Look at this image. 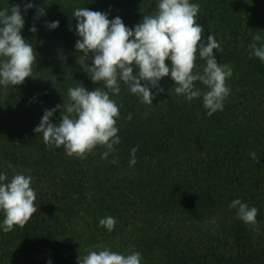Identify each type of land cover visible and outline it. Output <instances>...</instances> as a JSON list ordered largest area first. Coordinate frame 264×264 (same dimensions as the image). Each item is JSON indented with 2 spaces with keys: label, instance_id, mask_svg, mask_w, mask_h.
<instances>
[{
  "label": "trees",
  "instance_id": "16d2710c",
  "mask_svg": "<svg viewBox=\"0 0 264 264\" xmlns=\"http://www.w3.org/2000/svg\"><path fill=\"white\" fill-rule=\"evenodd\" d=\"M110 1L70 0L52 9L44 22L60 24L54 30L45 26L44 37L30 31L34 23L29 11L36 8L24 15L22 35L36 49L39 64L32 74L38 82L12 86L5 108L0 102V172L9 180L16 173L32 177L37 211L23 226L0 230V264H77L79 255L105 247L125 255L140 251L142 264H264V119L255 115L248 123L218 121L232 129L222 134L196 131L202 120L196 111L200 97L189 101L176 94L175 82L166 76L160 81L164 91L151 104L143 103L124 82L119 94H110L120 106V143L106 158L102 145L83 156H69L63 146L48 147L34 132L45 109L60 104L52 122L62 118L69 87L105 88L87 73L91 58L86 64L75 49L79 37L73 12L79 7L106 11L110 19L120 16L133 26L138 6L147 0ZM205 4L196 17L204 26L203 40L216 20L226 18L231 25L235 11L242 10L238 0ZM252 65L264 79V61L253 56ZM258 99L263 107L264 95ZM145 110L150 113L143 115ZM133 147H138L137 162L130 165ZM120 168L136 175L111 177V170ZM236 198L258 208L256 224L244 223L236 209H229ZM108 216L116 221L112 231L99 223ZM166 219L182 223L163 228Z\"/></svg>",
  "mask_w": 264,
  "mask_h": 264
},
{
  "label": "clouds",
  "instance_id": "9594fccd",
  "mask_svg": "<svg viewBox=\"0 0 264 264\" xmlns=\"http://www.w3.org/2000/svg\"><path fill=\"white\" fill-rule=\"evenodd\" d=\"M33 8H36L37 19L47 14L45 7H37L34 0H24L23 11L19 3L11 8H0V87L17 86L33 77L32 66L37 62V52L34 44L22 35L24 15ZM199 9L200 5L191 0H158L153 14L143 15L139 23L127 26L120 16L110 19L109 12L76 8L73 16L78 21L75 31L79 39L75 49L82 53L85 63L91 58L92 63H86L87 73L94 83L103 81L107 90L69 87V102L63 103L62 118L52 122L57 109H62L60 104L45 109L34 132L42 135L48 147L63 146L69 156H83L102 145L106 148L102 158H106L120 143L116 126L120 106L110 94H119L120 83L124 82L143 103L151 104L155 96L164 91L160 81L166 76L175 82L176 94L189 101L201 96L194 82H202L208 87L203 93V106L208 109V115L222 110L230 94L225 82L231 77L232 69L218 62L214 50L219 51L221 45L216 37L210 33L206 40L202 39L204 26L196 20ZM59 24L58 20L46 21L50 30L58 28ZM30 31H38L35 24ZM262 40L264 37L259 32L253 35L249 56L264 61V43L259 46L256 43ZM197 52L206 61L203 72L193 71ZM167 60L171 61L170 65ZM153 89L157 91L154 93ZM137 150L138 147L130 150V165L137 162ZM249 155L259 162L255 151ZM31 182L30 175L16 173L9 180L6 173L0 172V212L3 213L0 230L3 232L12 231L16 225L23 226L37 211L34 204L37 197ZM228 207L236 209L238 218L244 223H257V207L239 198L233 199ZM99 223L112 231L116 221L108 216L101 218ZM77 264H142V253L134 251L125 255L105 247L79 255Z\"/></svg>",
  "mask_w": 264,
  "mask_h": 264
},
{
  "label": "rangeland",
  "instance_id": "374dc122",
  "mask_svg": "<svg viewBox=\"0 0 264 264\" xmlns=\"http://www.w3.org/2000/svg\"><path fill=\"white\" fill-rule=\"evenodd\" d=\"M69 1L70 0H34L35 4L39 7H45L47 13L45 16H40L37 19L36 12L29 11L31 13L32 22L38 29L36 32L38 34H36V36L44 37L42 35H46V22L44 21L47 20L50 15L49 12L58 6L67 5ZM123 1L125 0H122V2ZM191 2L198 3L200 5V9L206 6L205 0H191ZM229 2L232 5L233 0H229ZM16 3L21 5L23 11L24 0H0V8H11V5ZM119 3L120 2H118V5H121ZM157 3L158 0H147L142 2V4L138 6L137 13L134 15L133 26L141 21L143 15L153 14L157 10ZM215 3L216 0H210L211 5L214 6ZM238 3L241 4L240 8L242 10H238L239 12L235 11L234 13L236 17H234V19H236V22L233 21V23L237 24L236 29L234 28L235 24L232 23L230 25L226 18H219L216 20L215 24L210 25L212 34L221 45V49L219 51L214 50L216 58L220 64H226L232 69L231 77H228L225 82L226 86L230 88V94L225 98L222 110H217L212 115H208V109L203 106V93L208 91V87L202 82L196 81L197 86L201 91V96L197 99V101H200L199 103L201 108L196 109V111L202 119L200 126L196 129V131L205 128V132L209 131V133H213V131H216L222 134L226 131L230 132L229 130L232 129L220 127L218 124L220 122L226 123L225 121L230 119V121H243V123H248V119L255 117V115L259 117L260 121L264 119V105L263 107L257 105L260 95H264V79H261L255 74L252 65L253 56H249V52L252 51L249 46L253 43V35L255 34V31H259L260 28V33L262 34L261 36L264 37V0H238ZM124 5L125 3H123L122 6ZM235 9L236 8H234V10ZM231 28L235 29L237 35L235 32H232ZM166 63L170 65L171 61L167 60ZM38 64L39 59L37 57V62L33 63L32 68ZM195 65L196 67L193 69L194 72H203L206 61L197 55ZM86 67L88 68L87 65ZM32 76L33 77L26 78L23 84L35 86L38 81L34 74H32ZM1 88L0 102L4 105L3 108H5V102L8 101L9 92L12 91V85ZM246 107L248 108L247 110ZM249 108L257 109L256 114L253 111L249 113ZM149 113L150 111L145 110L142 114L146 115ZM193 145L191 143V146ZM134 175H136L134 172L130 173L126 168L111 170V177L113 178H131ZM180 220L181 219L178 221L174 220L170 222V224L167 223L166 219V224H163L162 227H168V224L174 226L180 225L182 223ZM184 223L189 222L186 220ZM196 225H199V223H196ZM23 255L24 254H19L20 257H23Z\"/></svg>",
  "mask_w": 264,
  "mask_h": 264
}]
</instances>
